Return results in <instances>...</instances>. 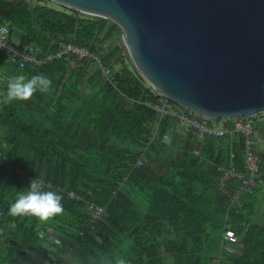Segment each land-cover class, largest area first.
<instances>
[{"label": "trees", "instance_id": "trees-1", "mask_svg": "<svg viewBox=\"0 0 264 264\" xmlns=\"http://www.w3.org/2000/svg\"><path fill=\"white\" fill-rule=\"evenodd\" d=\"M51 4L36 0L33 19L28 0H0V26L22 53L47 51L49 38L51 54L64 44L86 47L110 78L91 58L19 69L0 52V92L18 74L52 81L47 93L0 103V263L4 255L5 264H264V219L254 221L264 198V150H256L258 187L232 204L241 186L230 181L221 191L218 169L233 163L247 175L244 138L181 133L176 117L154 107L183 108L157 96L135 71L117 24ZM29 54L43 57L37 49ZM257 140L264 141V120L254 125ZM142 157L148 162L138 168ZM35 178L63 197V214L46 224L7 215ZM89 205L106 216L93 224ZM226 229L239 243L223 240Z\"/></svg>", "mask_w": 264, "mask_h": 264}, {"label": "water", "instance_id": "water-1", "mask_svg": "<svg viewBox=\"0 0 264 264\" xmlns=\"http://www.w3.org/2000/svg\"><path fill=\"white\" fill-rule=\"evenodd\" d=\"M50 1L117 24L122 51L157 96L225 125L264 113V0ZM49 43L24 54L48 56Z\"/></svg>", "mask_w": 264, "mask_h": 264}, {"label": "built area", "instance_id": "built-area-1", "mask_svg": "<svg viewBox=\"0 0 264 264\" xmlns=\"http://www.w3.org/2000/svg\"><path fill=\"white\" fill-rule=\"evenodd\" d=\"M0 52L8 54L19 69H24L25 64H32L34 67H41V65L50 63L54 59H62L68 56L75 57L78 61L91 58L96 62L97 67L102 70L104 77L107 78V80L110 78V71L103 67L101 59L98 56L91 54L86 47H80L74 44H64L56 53H50L48 56H43L41 58L18 51L16 46H14V44L10 41L9 29L6 25L0 26ZM154 108L161 115H171L176 117L181 127L183 126L194 130L199 138L204 136L215 138H233L234 136L241 135L244 138V164L247 175L245 176L238 173L235 170L233 163H231L227 169L219 168L218 172L222 174L219 187L221 191L225 192V189L230 181H235L240 184L241 189L232 197V204H235L244 192H249L250 190L258 187L257 180H259V164L254 141V125L257 122H260V120H264V113L251 114L243 118L233 120L234 123L228 126L227 124L225 125L223 120L206 119L197 113L185 109L173 108L167 102L157 105ZM165 138L167 139L168 135ZM164 142L166 143V140H164ZM231 158H234L233 154L231 155ZM147 162V159L144 157L139 158L136 167L142 168L147 164ZM69 197L75 201H81L80 198H76L73 194H69ZM88 210L93 224L106 216L105 208L89 205ZM223 240L230 244L239 243V238L231 229L225 230Z\"/></svg>", "mask_w": 264, "mask_h": 264}, {"label": "clouds", "instance_id": "clouds-1", "mask_svg": "<svg viewBox=\"0 0 264 264\" xmlns=\"http://www.w3.org/2000/svg\"><path fill=\"white\" fill-rule=\"evenodd\" d=\"M52 81L44 74L14 75L9 78L6 92H0V103L25 102L30 100L37 92L47 93ZM63 197L54 190H45L42 179H34L29 186L18 191L13 203H11L7 215L10 217L34 218L40 224H46L64 212ZM4 233L0 230V236ZM60 247V241H52ZM115 264H126L123 258H117Z\"/></svg>", "mask_w": 264, "mask_h": 264}, {"label": "rangeland", "instance_id": "rangeland-1", "mask_svg": "<svg viewBox=\"0 0 264 264\" xmlns=\"http://www.w3.org/2000/svg\"><path fill=\"white\" fill-rule=\"evenodd\" d=\"M51 6H54V7H56L57 6V4H55V3H52L51 4ZM127 54V53H126ZM131 62H132V60H131ZM261 121V120H260ZM179 130H180V132L181 133H185L186 131H187V127H180L179 128ZM170 136L171 135H168V138L166 139H164V140H166V144H170L171 143V141H170ZM170 141V142H169ZM255 148H256V150L258 151V152H262L263 150H264V141H262V140H257L256 142H255ZM263 219H264V198H262V201H261V203L259 204V206H258V208H257V214H256V216H254V221L256 222V223H259V224H261L262 223V221H263ZM1 259L3 260V262H1L0 264H5V261H4V255H2L1 256Z\"/></svg>", "mask_w": 264, "mask_h": 264}, {"label": "crops", "instance_id": "crops-1", "mask_svg": "<svg viewBox=\"0 0 264 264\" xmlns=\"http://www.w3.org/2000/svg\"><path fill=\"white\" fill-rule=\"evenodd\" d=\"M14 41V40H13ZM3 83H5V79L4 78H2V79H0V91H2L3 90Z\"/></svg>", "mask_w": 264, "mask_h": 264}, {"label": "bare ground", "instance_id": "bare-ground-1", "mask_svg": "<svg viewBox=\"0 0 264 264\" xmlns=\"http://www.w3.org/2000/svg\"><path fill=\"white\" fill-rule=\"evenodd\" d=\"M105 68V67H104ZM168 116V115H167ZM231 188V187H230ZM228 190V189H227ZM230 192V191H229ZM227 196V195H226Z\"/></svg>", "mask_w": 264, "mask_h": 264}]
</instances>
